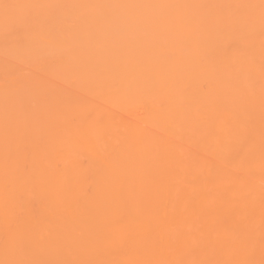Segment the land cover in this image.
<instances>
[{
    "label": "bare ground",
    "instance_id": "obj_1",
    "mask_svg": "<svg viewBox=\"0 0 264 264\" xmlns=\"http://www.w3.org/2000/svg\"><path fill=\"white\" fill-rule=\"evenodd\" d=\"M0 264H264V0H0Z\"/></svg>",
    "mask_w": 264,
    "mask_h": 264
},
{
    "label": "rangeland",
    "instance_id": "obj_2",
    "mask_svg": "<svg viewBox=\"0 0 264 264\" xmlns=\"http://www.w3.org/2000/svg\"><path fill=\"white\" fill-rule=\"evenodd\" d=\"M36 76H38V75H36ZM36 76H35V78H36ZM40 76H41V74H40ZM43 76V75H42ZM35 78H32L33 80L35 79ZM41 78V77H40ZM36 79H38V78H36ZM42 79H43V77H42ZM72 87V89H74V88H76V87H74V86H70V88ZM74 87V88H73ZM78 89V88H77ZM74 91H76V90H74ZM108 103H110V102H108ZM110 105H111V103H110ZM109 106V105H108ZM121 114H124V113H121Z\"/></svg>",
    "mask_w": 264,
    "mask_h": 264
}]
</instances>
